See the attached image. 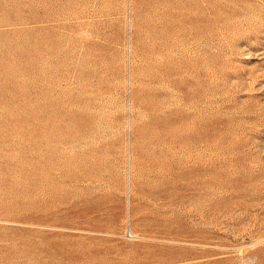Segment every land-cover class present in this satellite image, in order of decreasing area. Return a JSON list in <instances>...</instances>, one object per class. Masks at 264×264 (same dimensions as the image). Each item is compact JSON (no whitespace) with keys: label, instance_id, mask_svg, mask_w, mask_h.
I'll return each instance as SVG.
<instances>
[{"label":"rangeland","instance_id":"rangeland-1","mask_svg":"<svg viewBox=\"0 0 264 264\" xmlns=\"http://www.w3.org/2000/svg\"><path fill=\"white\" fill-rule=\"evenodd\" d=\"M0 264H264V0H0Z\"/></svg>","mask_w":264,"mask_h":264}]
</instances>
